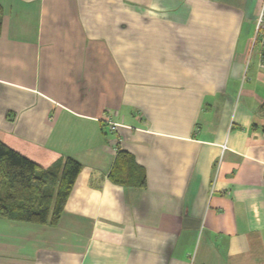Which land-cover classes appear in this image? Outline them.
<instances>
[{
	"label": "crops",
	"instance_id": "0c3cea01",
	"mask_svg": "<svg viewBox=\"0 0 264 264\" xmlns=\"http://www.w3.org/2000/svg\"><path fill=\"white\" fill-rule=\"evenodd\" d=\"M261 1L0 0V142L82 165L55 227L0 219V264H264Z\"/></svg>",
	"mask_w": 264,
	"mask_h": 264
},
{
	"label": "trees",
	"instance_id": "16d2710c",
	"mask_svg": "<svg viewBox=\"0 0 264 264\" xmlns=\"http://www.w3.org/2000/svg\"><path fill=\"white\" fill-rule=\"evenodd\" d=\"M81 169V163L71 157L44 169L0 142V219L55 227ZM109 177L123 186L146 185L140 168L121 150Z\"/></svg>",
	"mask_w": 264,
	"mask_h": 264
},
{
	"label": "built area",
	"instance_id": "2783aa9c",
	"mask_svg": "<svg viewBox=\"0 0 264 264\" xmlns=\"http://www.w3.org/2000/svg\"><path fill=\"white\" fill-rule=\"evenodd\" d=\"M253 45H259L262 51L263 64L264 67V0L261 1L257 19H256V35L254 38ZM116 128L117 125H113Z\"/></svg>",
	"mask_w": 264,
	"mask_h": 264
},
{
	"label": "rangeland",
	"instance_id": "374dc122",
	"mask_svg": "<svg viewBox=\"0 0 264 264\" xmlns=\"http://www.w3.org/2000/svg\"><path fill=\"white\" fill-rule=\"evenodd\" d=\"M253 42H254V39H253ZM253 44V43H252ZM255 45H253V47H254Z\"/></svg>",
	"mask_w": 264,
	"mask_h": 264
}]
</instances>
